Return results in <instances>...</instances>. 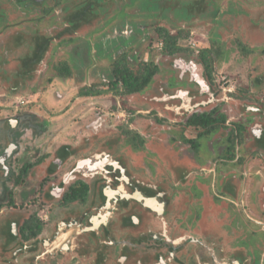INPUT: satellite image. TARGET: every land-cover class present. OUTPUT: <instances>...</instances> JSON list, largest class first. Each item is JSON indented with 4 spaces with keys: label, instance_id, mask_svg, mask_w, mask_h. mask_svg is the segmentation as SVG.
I'll use <instances>...</instances> for the list:
<instances>
[{
    "label": "flooded vegetation",
    "instance_id": "af4514ba",
    "mask_svg": "<svg viewBox=\"0 0 264 264\" xmlns=\"http://www.w3.org/2000/svg\"><path fill=\"white\" fill-rule=\"evenodd\" d=\"M219 2L0 0V85L16 98L37 76H43L46 69L39 67L51 48H66L69 57L52 64L53 75V66L64 63L71 70V77L65 79L75 78L92 87L86 72L93 73L95 59H104L111 69L119 57L126 56L131 65L138 66V51L150 30L156 37L158 28L178 34L182 49L166 56L176 75L166 78L162 89L155 83L160 69L135 94H122L120 85L110 89L111 70H100L101 82L121 98L154 93V103L145 112L158 115V122L169 120L201 166L193 175L187 167L175 165L171 177L157 179L151 167L147 173L124 154L122 144L134 152L145 150L146 137L122 123L111 136L93 140L91 133L78 145L54 147L48 157L42 153L26 159L16 172L11 163L19 149V134L17 127L11 128V143L0 154L10 184H5L0 199V213L6 209L0 221V264H264V113L251 106L263 119V124H251L248 91L221 95L212 71L209 75L199 59L204 49L194 51L180 42L197 20L212 22L213 29L223 25L225 13L235 12L236 7H232L233 0H228L225 9ZM261 11L250 24L258 30L264 22V7ZM83 30L87 32L77 36ZM241 46L248 52L247 46ZM18 51L20 56L9 58ZM229 103L242 106V111L235 107L238 117L232 122L223 109ZM163 112L168 113L166 121L161 118ZM211 113L218 119L211 132L187 125L192 116ZM186 129H193L196 137H184ZM248 129L253 138L250 143ZM126 131L143 137V148L127 142ZM230 135L236 137L233 143ZM206 143L213 149L212 169L202 167L201 154H210L207 148L204 152ZM247 154L262 157L247 160Z\"/></svg>",
    "mask_w": 264,
    "mask_h": 264
},
{
    "label": "rangeland",
    "instance_id": "374dc122",
    "mask_svg": "<svg viewBox=\"0 0 264 264\" xmlns=\"http://www.w3.org/2000/svg\"><path fill=\"white\" fill-rule=\"evenodd\" d=\"M233 2L235 5L232 4V7H236V10L233 13L229 12L231 14L225 13L227 15L224 17L225 21L222 26L213 29L212 22L197 20L188 38L180 42L186 48L193 46L194 51L209 47L217 49L220 47L219 44H222L221 51H219V53L221 52L220 57L212 68L216 91H220L221 95L240 89L244 92L248 91V104L246 105L249 107L248 112H251L249 116L254 117L251 124H263L261 115H257V110L252 109L251 106L264 113V22L261 23L259 30L258 27H253L250 24L255 23L259 13L262 12L264 0H233ZM227 3L228 0L219 2L223 9ZM161 24L167 26L165 22ZM43 27L46 29L48 24L45 23ZM46 30L44 31L46 32ZM85 32L87 30L80 31L77 36H83ZM240 44L247 46L248 52L245 53ZM134 47V44L131 45V49ZM0 51H3L2 48ZM22 53L21 51L14 52L10 54L9 58L15 59ZM138 56L140 63L152 62L160 68V73L155 76V83L157 86L159 85V88L164 87L166 78L176 75L172 71L170 60L161 53L160 42L152 30H150L149 39L138 51ZM68 59L66 48L60 47L56 51L51 48L48 57L45 58L44 65L39 67L41 71L46 69L43 76L41 75L40 79L37 76L33 82L25 86L24 91L20 93L21 98L6 94V89L0 85V154L11 143V128L17 127L19 135L16 136L17 138L14 137L17 139L19 149L15 151L11 163V167L16 172L26 159L37 158L42 153H48V157L54 147L60 144L78 145L85 142V137H89L91 133L94 134L93 140L98 136L100 138L103 135L111 136L116 133L122 123L144 133L146 148L142 152H134L124 144L122 147H124V154L134 159L135 163H140V167L147 173L151 167L152 172L160 180L166 176L171 177L172 168L176 167L175 165L187 167L193 172V175L199 171L201 166H197L189 145L178 139L179 131L176 130L177 128L171 127L168 113L160 114L161 118L163 117L165 121L168 120L164 123L155 120L158 115L151 116L145 112L149 111L154 103L152 102L154 93L147 91L141 96L123 98L116 96L113 90L107 88V84L101 82L100 70L104 69L105 72L106 70L110 72L111 65H108L104 59H95L93 73L91 74L89 69L86 72L87 84H93L94 90L103 92L97 96H79V89L85 83H79L75 78L59 79L53 75L52 64H58V62ZM136 68L135 65L134 70ZM51 77L52 80L48 81L47 79ZM157 86L155 84V87ZM157 90L159 89L157 88ZM235 107L242 111V106ZM235 107L230 103L223 107L229 122L238 117ZM43 121L46 124L45 130L41 134H36V128L33 126L37 122ZM183 135L187 139H191L196 137V132L193 129H186ZM170 137L175 139L171 140ZM89 139L92 138H88V141H90ZM211 141L214 139L209 142ZM250 142H253V138L248 129V143ZM207 144L204 152L206 153L207 148L210 154L208 156L207 153L205 154L207 158L201 154L205 161L202 167L208 168L209 166L212 169L210 158L214 154L213 149ZM248 151H252L251 147ZM257 157H262V155H246L247 160ZM248 167L250 166H245V172H248ZM5 176V170L0 163V199L3 196L5 184L10 185ZM180 198L178 197L179 203H181ZM5 205L4 202L3 207ZM4 216H6V209L3 208L0 213V221L4 219Z\"/></svg>",
    "mask_w": 264,
    "mask_h": 264
},
{
    "label": "trees",
    "instance_id": "16d2710c",
    "mask_svg": "<svg viewBox=\"0 0 264 264\" xmlns=\"http://www.w3.org/2000/svg\"><path fill=\"white\" fill-rule=\"evenodd\" d=\"M157 39L162 44L161 53L164 56H174L177 52H179L182 47L179 44V40L181 37L176 34L172 35L167 30L163 28H158L157 31ZM188 36L186 35L184 39ZM219 49H215L214 47H210L208 49H204L199 53L200 61L205 65L208 74L210 75L213 63L217 61L219 55ZM54 69V76L59 78H70L71 77V70L69 65H55L53 66ZM159 67L157 64L152 62L150 63H140L137 66L136 70H134V65L130 64V61L127 59L126 56L119 57L114 65H112L111 69V82L109 83L111 86L110 89H117V86L120 85L122 88V94L130 95L135 94L143 91L151 82L155 74L158 73ZM51 80V79H50ZM102 92L99 90H94L92 87H81L79 89L78 95L82 97L88 96H97L100 95ZM213 113L211 114H201L192 116L187 122L188 126H200L203 128L204 133L211 132V130L217 126L218 119L213 117ZM34 118V117H33ZM36 118V117H35ZM222 122H224L225 118L221 117ZM45 121L37 122L35 127L36 134H41L45 130ZM125 134L127 135L126 141L129 143H135L136 148H143L145 140L140 135L126 131ZM115 138L116 142H119V139ZM236 137L230 135L229 140L233 143ZM192 142V141H190Z\"/></svg>",
    "mask_w": 264,
    "mask_h": 264
},
{
    "label": "water",
    "instance_id": "95a60500",
    "mask_svg": "<svg viewBox=\"0 0 264 264\" xmlns=\"http://www.w3.org/2000/svg\"><path fill=\"white\" fill-rule=\"evenodd\" d=\"M108 162H109V163H112L111 160H108ZM80 168H81V166H80ZM154 203H156V202L154 201ZM150 204H151V202H149V201L146 202V205L151 207Z\"/></svg>",
    "mask_w": 264,
    "mask_h": 264
},
{
    "label": "bare ground",
    "instance_id": "6f19581e",
    "mask_svg": "<svg viewBox=\"0 0 264 264\" xmlns=\"http://www.w3.org/2000/svg\"><path fill=\"white\" fill-rule=\"evenodd\" d=\"M151 205V204H150Z\"/></svg>",
    "mask_w": 264,
    "mask_h": 264
}]
</instances>
